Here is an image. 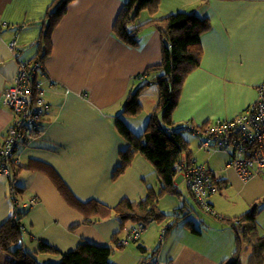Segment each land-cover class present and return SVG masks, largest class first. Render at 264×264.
Segmentation results:
<instances>
[{
  "label": "crops",
  "instance_id": "obj_1",
  "mask_svg": "<svg viewBox=\"0 0 264 264\" xmlns=\"http://www.w3.org/2000/svg\"><path fill=\"white\" fill-rule=\"evenodd\" d=\"M53 2L0 0V148L14 118L1 102L2 93L16 78L20 64L36 56L33 43ZM132 5L133 0H73L52 33L49 57L37 71L35 78L41 83L48 109L41 133L28 146L18 147L13 158L20 167L16 184L23 188L18 201L25 213L21 244L34 254L38 264L57 263L84 242L112 246V264H223L235 254L236 241L222 219L236 218L264 198V173L243 181L234 169L226 167L225 153L203 150L198 136L189 131L198 138L199 151L193 152L190 146V155L182 154L178 162L202 166L220 179L218 191L206 196L214 215L200 207L206 217L195 220L192 215L197 211L179 192L175 196H180L181 202L176 201L174 209L188 208L191 212L185 219L175 225L174 217L162 224L152 222L138 241L117 248V241L128 236L127 229L119 232L113 218H94L89 225L81 224L83 216L58 192L52 178H58L67 188L66 195L79 203L94 201L114 208L124 199L143 200L148 188L159 189L153 165L139 154L123 174L113 177L120 166V153L127 149L116 132L115 120L120 118L132 132L140 134L158 100V87L150 84L139 97L141 114H122L129 92L148 80L143 72L161 60V38L154 26L140 30L135 48L113 34L118 14ZM177 12L206 17L211 28L200 37V66L184 82L171 129L187 124L203 129L216 121L236 118L256 103L257 88L264 81V0H160L154 19ZM149 19L147 11H141L133 25ZM200 152L221 159L203 161L197 158ZM37 164L44 165L46 171L35 169ZM10 189L8 177L0 176V225L12 213ZM163 200L161 197L159 206L168 216ZM184 212L178 216L188 214ZM184 221H191L199 234H193ZM257 224L264 236V208ZM135 226L130 225V230ZM41 243L55 252L39 253ZM246 258L242 257L243 264Z\"/></svg>",
  "mask_w": 264,
  "mask_h": 264
},
{
  "label": "trees",
  "instance_id": "obj_2",
  "mask_svg": "<svg viewBox=\"0 0 264 264\" xmlns=\"http://www.w3.org/2000/svg\"><path fill=\"white\" fill-rule=\"evenodd\" d=\"M72 1L54 0L47 9L45 17L40 23L42 27L40 35L33 43L37 48L36 56L31 61H27V66L43 67L51 53L52 33ZM159 3L160 0H133L132 7L128 10L122 9L112 27L116 38L128 47L138 46V34L145 26H154L161 38L160 63L143 72L142 76L147 77L148 80L129 92L122 106V114L126 117H136L141 114L139 97L150 84L158 87L156 107L140 134L132 132L120 118L115 120L116 132L126 142L127 149L120 153V166L113 175L114 178H117L123 174L130 167L134 156L139 154L153 165L159 181V189L154 191L152 188H148L146 197L137 203L124 199L116 207L109 208L94 201L85 204L77 202L68 194L66 195L67 188L58 178H52L58 192L70 206L83 216L81 224L89 225L94 218L96 220L113 218L119 224V232L126 229L129 232L130 225L132 227L143 224L146 227L152 222L162 224L168 219V216L159 207L160 198L166 194L180 195L174 185L176 176L174 165L178 163L182 154L190 155V145L185 137V127L171 129L173 126L172 113L178 104L187 76L200 66L202 58L200 37L211 28V25L206 17L186 12H177L161 19H154ZM144 10L147 11L150 19L143 24L134 26L139 13ZM34 84L35 81L32 85ZM37 165L39 168L29 167L28 169L35 168L42 172L46 171L44 165ZM19 171L20 167L12 162L8 176L11 187L12 213L0 225L1 264H38L34 254L26 251L21 244L23 238L22 219L25 213L20 205L18 206L19 198L23 195V188L19 187L15 180ZM189 195L200 208L193 194L189 192ZM263 208L264 198H261L252 204L250 210L238 217L222 219L234 232L236 241L235 254L223 264H243L242 254L245 253L248 254L245 264H264V236L260 235L257 224V216ZM184 210H187L188 214L179 217L178 214L183 215ZM190 212L186 207L174 211L173 225L177 221L185 219ZM184 225L193 234H199L191 221H184ZM113 242L116 243V240L114 239ZM37 251L46 254L55 252L43 243L39 244ZM113 251L112 246H98L84 242L71 252L62 255L59 262L47 264H112L110 257ZM154 254H157V251Z\"/></svg>",
  "mask_w": 264,
  "mask_h": 264
},
{
  "label": "built area",
  "instance_id": "obj_3",
  "mask_svg": "<svg viewBox=\"0 0 264 264\" xmlns=\"http://www.w3.org/2000/svg\"><path fill=\"white\" fill-rule=\"evenodd\" d=\"M10 46L13 49L15 43ZM39 68L38 65L27 66L21 63L16 78L2 93L1 102L11 110L14 118L0 148V176L8 177L10 164H17L13 158L16 149L28 146L41 133L48 105L43 98L41 83L35 78ZM257 95L256 103L234 119L216 121L203 129H197L191 124L185 127L198 136L203 150L225 153L228 156L226 167L234 169L243 181L264 173V81L258 86ZM174 171L183 178L200 207L214 215L206 202V196L218 191L220 179L209 174L204 167L185 161L176 163ZM144 229L145 225H136L126 238L117 241L116 247L138 241Z\"/></svg>",
  "mask_w": 264,
  "mask_h": 264
},
{
  "label": "rangeland",
  "instance_id": "obj_4",
  "mask_svg": "<svg viewBox=\"0 0 264 264\" xmlns=\"http://www.w3.org/2000/svg\"><path fill=\"white\" fill-rule=\"evenodd\" d=\"M185 137H186V139H188L189 140V142H190V146L192 147V149H193V152H195V151H199V149H198V147H197V145H198V138L197 137H195V136H193L191 133H189L188 131H185ZM197 158H202V160L203 161H205V160H207V159H209V158H213L212 160H214V161H218V160H220L221 159V156H219V155H216V154H214L213 156H211V157H206L204 154H203V152H200V153H198L197 154ZM174 183H175V185L178 187V190H179V192L181 193V195L183 194V195H185V197L187 196V201H188V205L191 207V205L194 207V210L195 211H197V213H193V215L192 216H194V218H195V220H197V219H199V220H203L205 217H206V212L204 213L203 211H201L200 209H199V207L196 205V203L194 202V201H192L191 200V198L189 197V195H188V190H187V188H186V185H185V183H184V180H183V178L180 176V175H177L176 177H175V179H174ZM164 197V198H163ZM162 197V199H164L163 201L164 202H162V206H163V209L166 211V212H168L167 214H168V217L171 219V218H173L174 216H173V213H174V211H175V207L174 206H176V203L177 202H179L180 201V196H175V195H168V194H166V195H164ZM172 201H175V202H172ZM177 201V202H176ZM181 202V201H180ZM178 204V203H177ZM160 207V206H159ZM162 210V209H161ZM198 223V222H197ZM167 227H164V229L162 230V232L166 229ZM161 235H162V233H161ZM160 235V236H161ZM243 256V259L245 260V258H246V256H245V254H242ZM48 263V261L47 262H45V263H42V264H47Z\"/></svg>",
  "mask_w": 264,
  "mask_h": 264
}]
</instances>
